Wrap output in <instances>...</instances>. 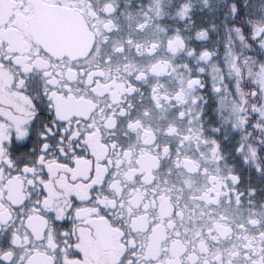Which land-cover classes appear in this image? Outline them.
<instances>
[{
    "label": "snow or ice",
    "instance_id": "snow-or-ice-1",
    "mask_svg": "<svg viewBox=\"0 0 264 264\" xmlns=\"http://www.w3.org/2000/svg\"><path fill=\"white\" fill-rule=\"evenodd\" d=\"M0 264H264V0H0Z\"/></svg>",
    "mask_w": 264,
    "mask_h": 264
}]
</instances>
